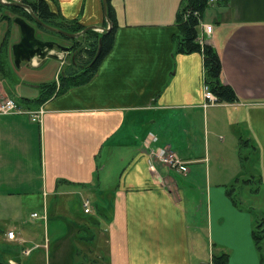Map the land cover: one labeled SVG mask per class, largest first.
<instances>
[{
    "label": "crops",
    "instance_id": "crops-1",
    "mask_svg": "<svg viewBox=\"0 0 264 264\" xmlns=\"http://www.w3.org/2000/svg\"><path fill=\"white\" fill-rule=\"evenodd\" d=\"M111 2L115 43L96 74L25 104L43 106L40 122L0 114V264H213L220 253L229 264H264L253 236L264 224V0H210L200 18L237 95L212 106L203 105L202 53L176 52L183 0ZM48 3L86 26L105 19L103 0ZM49 57L67 66L62 54ZM2 77L0 98L11 96ZM220 129L230 131L225 149L211 146ZM150 132L151 147L186 149V172L161 162L150 170Z\"/></svg>",
    "mask_w": 264,
    "mask_h": 264
},
{
    "label": "trees",
    "instance_id": "trees-1",
    "mask_svg": "<svg viewBox=\"0 0 264 264\" xmlns=\"http://www.w3.org/2000/svg\"><path fill=\"white\" fill-rule=\"evenodd\" d=\"M13 2L16 0H6ZM22 3L28 4L31 11L43 22L54 26L56 28L64 29L68 32H78L85 29L87 26L77 20H69L61 16L60 12L53 10L48 0H19ZM210 0H183L182 6L177 14V31L174 34L176 43V52L192 53L200 52L203 55L204 61V81L210 87L212 92L217 96L218 100L223 102H233L237 99L234 89L222 81V62L214 49V47L204 41L200 40L198 26L200 18L205 9L208 7ZM6 11L14 12L12 17ZM108 18L111 21L109 30L98 31L95 29H88L81 36L84 37L85 43L79 41V37L71 38L73 42V53L78 46L81 49L78 54H73V62L70 66H65L59 74L58 80L51 83H43L40 86V91L34 100L28 102H36L41 105L51 99L52 97L67 91L69 88L87 83L97 72L103 59L110 53L115 43L116 30L118 28L115 9L108 0L107 5ZM15 16L26 18L27 21L34 24L36 27L48 31L40 24H38L32 13L22 6L15 4H5L0 2V17L13 20ZM109 21L105 17L102 26L107 27ZM60 36L67 37L63 34ZM69 38V37H68ZM6 41V37H5ZM81 43V44H80ZM5 45V42L3 43ZM0 48V55L3 54ZM2 70L5 66L2 64ZM77 65V66H76ZM254 240L259 246L260 250H264V224L259 222L253 232ZM263 241V242H262ZM264 258V252L262 255ZM213 264H229V256L225 253L213 254Z\"/></svg>",
    "mask_w": 264,
    "mask_h": 264
},
{
    "label": "rangeland",
    "instance_id": "rangeland-1",
    "mask_svg": "<svg viewBox=\"0 0 264 264\" xmlns=\"http://www.w3.org/2000/svg\"><path fill=\"white\" fill-rule=\"evenodd\" d=\"M6 13H8L12 17L15 15V13L11 11H6ZM3 31L5 32L3 36L0 38V41H1L0 44H3L5 42V45L3 44L2 50H1V52H3V55H4L5 74H3V70L0 64V77L3 76L2 77L3 84L8 87L7 90L11 91V96L14 99H16L17 101L21 103L28 104L27 99L34 100V97L38 96L41 84L51 83L52 81H54L56 79V74L61 73L62 70L65 68V66L64 64L61 63L59 59H56L54 57H47L45 61L42 60L41 61L42 64L40 63L41 64L40 66L31 65L27 61H23L22 62L23 64L22 65L20 64L21 66L17 65L15 61V53H14L13 46L15 43H18L21 39L20 27L17 23H15L14 20L9 21V19L7 18L0 17V33ZM99 31H101V29H99ZM6 33H7V38L5 41ZM36 35L42 39L54 40L56 42H59L61 44H66V45L70 44V42L72 41V39L68 38V36L67 37L60 36L58 35L57 32H54L51 30L45 31L40 28L36 29ZM79 41H82V44L84 45L85 39L83 36L79 37ZM80 49H81V46L79 45L78 48L75 49L73 54H78ZM55 52L63 55L65 59V64L67 66L72 65L73 55L71 56L67 52H59V51H55ZM2 96L5 98L8 97L5 95H2ZM1 99L3 98L1 97L0 100ZM197 123L202 125V120L201 121L198 120ZM213 132L217 133V129H216V126L211 125L210 135H212ZM229 140H230V131L229 130L226 131L225 129H220L218 130L216 139L213 138L211 142V146H215L217 149H222V148L225 149L227 146H230V144L228 143ZM240 142L243 143L242 140H240ZM200 145L202 146V144ZM145 147L149 148L151 157H153V160L151 161L150 164L154 163L157 165L158 160H160L157 154L160 153L161 150L157 147L153 149L151 147V144L150 145L146 144ZM164 148H165L164 152L166 155L170 154L169 151H174L170 146H167V145H165ZM179 152H180V155H178L177 153L176 154L180 159H182L181 156H184V157L188 156L185 148L179 150ZM245 152L247 155H249L248 149H246ZM160 161H162L161 162L162 165H164L168 170H172V172L175 170V168L171 166L172 164L169 161L167 162L164 159ZM183 161L186 164H188V161L184 159ZM150 164H149V167H150ZM155 171H158V170L156 169ZM177 177L180 178V181L181 180L188 181V179L184 177L183 175H177ZM187 189L190 191V194L194 198H197L199 194H197L194 191H191L189 187H187ZM32 210H37V213H41L40 207L33 208L31 209V211ZM26 217H28L27 212H26ZM6 224H12V222H6ZM44 228L46 229L47 226L44 225Z\"/></svg>",
    "mask_w": 264,
    "mask_h": 264
},
{
    "label": "water",
    "instance_id": "water-1",
    "mask_svg": "<svg viewBox=\"0 0 264 264\" xmlns=\"http://www.w3.org/2000/svg\"><path fill=\"white\" fill-rule=\"evenodd\" d=\"M0 2L5 3V4H15L18 6H22L29 10L33 17L35 18L36 22L43 26L44 28L72 37L76 38L81 36L84 32H86L88 29H97L101 28L102 30H109L111 27V21L108 18V13H107V5H108V0H103V6H104V14L107 20L109 21V26L108 27H103V26H87L85 29L82 31L78 32H68L64 29L61 28H56L54 26H51L42 20H40L32 11L31 8L28 4L22 3L18 0L13 1V2H8L6 0H0ZM14 21L19 25L20 31H21V39L18 43H15L13 48H14V53H15V61L17 65H20V63L23 60H29L31 57L35 56L36 54L46 57L49 55L51 52L50 50L57 49L59 51H66L68 53H72L73 51V45H65V44H60L56 43L54 41L50 40H43L41 38H38L36 36V28L34 25L29 23L25 18L21 16H16L14 17ZM52 55V54H50Z\"/></svg>",
    "mask_w": 264,
    "mask_h": 264
},
{
    "label": "built area",
    "instance_id": "built-area-1",
    "mask_svg": "<svg viewBox=\"0 0 264 264\" xmlns=\"http://www.w3.org/2000/svg\"><path fill=\"white\" fill-rule=\"evenodd\" d=\"M204 27L207 33H211L213 30L212 24H205ZM204 97L206 99V102H204L205 106L210 105V104H216L218 102L217 97L215 96V94L212 92V90L210 89L208 85L204 86ZM44 111L45 110L43 109V107L36 109V110H25L22 106H20L12 98H4L0 100V114L27 112L30 114L31 119L33 121H41ZM150 136H151L150 139L146 140V144L148 145H150L153 141L158 140V137L154 133L150 132ZM152 148L155 149V147H152ZM159 149L161 151L160 153L157 154V156L160 160L164 159L167 162L169 161L172 164L171 166L174 167L175 170L182 171V172H185L188 170L187 164L177 156L176 152L169 151L170 154L166 155L164 152L165 151L164 147H160ZM160 160L158 161L162 162ZM156 167H157L156 164L154 163L150 164V169H152L153 171L157 169ZM84 206H85V212L91 211L89 200L85 201ZM7 235H8V238L10 239L17 238L16 231L12 229L8 231ZM23 252L28 254L30 252V249L24 248Z\"/></svg>",
    "mask_w": 264,
    "mask_h": 264
},
{
    "label": "flooded vegetation",
    "instance_id": "flooded-vegetation-1",
    "mask_svg": "<svg viewBox=\"0 0 264 264\" xmlns=\"http://www.w3.org/2000/svg\"><path fill=\"white\" fill-rule=\"evenodd\" d=\"M73 43V42H72Z\"/></svg>",
    "mask_w": 264,
    "mask_h": 264
}]
</instances>
